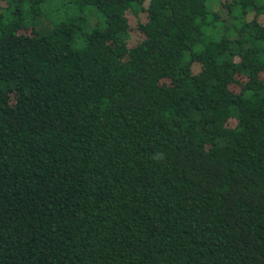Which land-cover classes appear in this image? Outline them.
<instances>
[{
	"label": "trees",
	"instance_id": "16d2710c",
	"mask_svg": "<svg viewBox=\"0 0 264 264\" xmlns=\"http://www.w3.org/2000/svg\"><path fill=\"white\" fill-rule=\"evenodd\" d=\"M0 264H264V0H0Z\"/></svg>",
	"mask_w": 264,
	"mask_h": 264
}]
</instances>
